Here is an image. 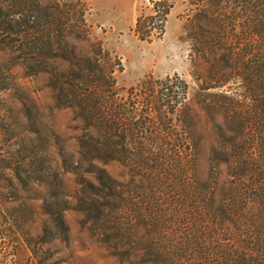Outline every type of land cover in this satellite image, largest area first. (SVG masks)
Returning a JSON list of instances; mask_svg holds the SVG:
<instances>
[{
    "label": "trees",
    "instance_id": "obj_1",
    "mask_svg": "<svg viewBox=\"0 0 264 264\" xmlns=\"http://www.w3.org/2000/svg\"><path fill=\"white\" fill-rule=\"evenodd\" d=\"M189 1L194 99L177 73L119 86L121 61L91 35L80 0H0V99L19 65L45 73L56 106L81 122L77 154L59 169L34 125L11 133L0 104V239L35 264L48 259L47 233L67 238L71 207L122 264H264V0ZM171 5L137 18L141 39ZM112 161L124 178L106 170ZM34 186L46 219L31 247Z\"/></svg>",
    "mask_w": 264,
    "mask_h": 264
},
{
    "label": "rangeland",
    "instance_id": "obj_2",
    "mask_svg": "<svg viewBox=\"0 0 264 264\" xmlns=\"http://www.w3.org/2000/svg\"><path fill=\"white\" fill-rule=\"evenodd\" d=\"M85 6V20L91 35L103 47L120 59L123 69L117 74L119 86L134 85L146 75L162 78L177 73L189 84V97L194 99L196 83L192 69V32L194 6L189 0H165L171 3L160 30L159 23L150 25V37L141 39L135 31L140 15L153 14L154 2L158 0H80ZM12 89L1 96L0 104L7 108L12 123V134L21 132L27 125L35 126L39 133L30 135L45 161L60 169L62 157L71 160L78 150L77 136L81 122L72 109L57 107L53 91L45 73L27 76L21 66L11 70ZM21 102L25 103L24 109ZM24 114L29 115L26 119ZM26 115V116H27ZM201 173L206 174V162L201 161ZM115 178L125 177L127 172L120 162L104 165ZM65 182L70 191L76 186L74 175L66 173ZM42 186H34L27 196L34 213L29 227V246H34L42 233L43 221L41 199ZM26 194V193H24ZM68 226L67 238L55 230L47 233L43 245L46 264H122L110 253L108 246L100 242L88 224L84 225L82 212L70 208L64 213ZM22 249V250H21ZM19 252V253H18ZM40 257V256H39ZM0 264H35L25 247L12 244L8 238L0 239Z\"/></svg>",
    "mask_w": 264,
    "mask_h": 264
}]
</instances>
